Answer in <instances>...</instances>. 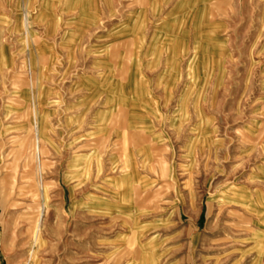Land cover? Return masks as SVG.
Wrapping results in <instances>:
<instances>
[{"label": "rangeland", "instance_id": "rangeland-1", "mask_svg": "<svg viewBox=\"0 0 264 264\" xmlns=\"http://www.w3.org/2000/svg\"><path fill=\"white\" fill-rule=\"evenodd\" d=\"M224 1L208 20L206 0L183 3L178 34L195 47L150 83L172 124L158 184L131 216L64 194L70 152H55L50 128L38 144L35 106L15 98L34 74H0V264H264V11ZM177 36L173 57L184 51ZM85 137L91 148L79 152H96Z\"/></svg>", "mask_w": 264, "mask_h": 264}, {"label": "crops", "instance_id": "crops-1", "mask_svg": "<svg viewBox=\"0 0 264 264\" xmlns=\"http://www.w3.org/2000/svg\"><path fill=\"white\" fill-rule=\"evenodd\" d=\"M189 1L0 0V74H34L15 98L35 106L40 141L50 128L55 152H70L60 165L69 199L90 206L97 197L96 211L131 216L138 194L158 184L152 169L172 121L150 83L169 79L168 66L184 63L195 47L178 34ZM216 1L202 8L207 20ZM238 1L244 11H264V0ZM175 36L184 51L173 57ZM130 82L136 90L125 95ZM87 135L96 152L80 153L91 148ZM132 191L133 200L125 199Z\"/></svg>", "mask_w": 264, "mask_h": 264}, {"label": "bare ground", "instance_id": "bare-ground-1", "mask_svg": "<svg viewBox=\"0 0 264 264\" xmlns=\"http://www.w3.org/2000/svg\"><path fill=\"white\" fill-rule=\"evenodd\" d=\"M37 141H38V144L40 143V139H39V137H38V139H37ZM44 204H45V206H44ZM44 204H43V206L41 207V212L43 213V207H46V203L44 202ZM40 214V213H39ZM40 219V218H39ZM38 231H39V229H38V227H37V232H36V237L38 238Z\"/></svg>", "mask_w": 264, "mask_h": 264}, {"label": "trees", "instance_id": "trees-1", "mask_svg": "<svg viewBox=\"0 0 264 264\" xmlns=\"http://www.w3.org/2000/svg\"><path fill=\"white\" fill-rule=\"evenodd\" d=\"M202 219H204V216L202 217Z\"/></svg>", "mask_w": 264, "mask_h": 264}]
</instances>
